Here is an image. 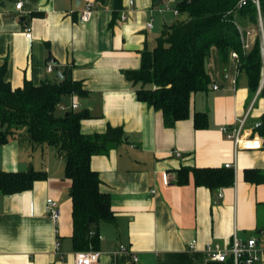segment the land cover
<instances>
[{
  "label": "crops",
  "instance_id": "1",
  "mask_svg": "<svg viewBox=\"0 0 264 264\" xmlns=\"http://www.w3.org/2000/svg\"><path fill=\"white\" fill-rule=\"evenodd\" d=\"M132 1L129 5V0H122L124 19L120 13L113 17L109 0H22L20 9L14 6L16 0L4 1L0 6L4 78L12 88L23 86L25 80L38 85L61 80L55 68L66 69L64 77L80 81L86 92L60 103L69 109L75 98L78 106L73 110L88 112L80 121L81 132L101 133L108 125L123 129L118 145L90 159L113 211V219L101 218L97 224V264H231L209 259L206 245L224 248L234 235L242 240L256 236L264 245V232L258 227L264 216V183H251L243 176L245 168L264 169V138L254 131L264 111L263 85L249 93L247 77L238 70L232 51L221 60L211 47L206 61L208 90L191 95L187 119L165 127L161 111L136 98L139 84L127 80L123 72L137 69L141 50L152 49L162 30L176 21L166 14L167 6L174 11L175 0ZM88 4L91 17L80 21ZM150 20L152 27H147ZM27 27L30 38L25 36ZM48 62L51 71L46 70ZM195 111L207 113L206 127L194 126ZM242 117L246 131L262 138L260 149L235 151L233 141L220 130L235 126ZM173 150L181 155L170 153ZM28 162L46 177L27 190L0 191V264H73L71 181L64 177V157L55 146L34 144L18 130L0 145V169L30 170ZM226 163L234 167L232 185H195L191 173L187 183L175 182L182 166ZM48 197L60 206L56 222L45 211Z\"/></svg>",
  "mask_w": 264,
  "mask_h": 264
},
{
  "label": "trees",
  "instance_id": "2",
  "mask_svg": "<svg viewBox=\"0 0 264 264\" xmlns=\"http://www.w3.org/2000/svg\"><path fill=\"white\" fill-rule=\"evenodd\" d=\"M103 3L105 0H96ZM113 17L122 9V0H109ZM174 9L183 18L165 27L152 49L144 47L137 69L125 70L124 76L134 85L139 101L160 110L165 127L190 116L191 95L206 92L210 76L206 61L211 47L221 60L229 51L237 54V68L245 73L249 93L257 91L262 79L263 57L260 27L264 30V0H175ZM256 29L252 46L244 49L247 32ZM5 65L0 66V145L24 130L34 144L55 146L64 157V177L70 179L72 203V247L74 251L97 250L98 221L113 219L108 192L101 191L98 172L90 165L95 154H105L118 145L124 131L108 125L101 133L85 134L80 121L89 116L86 110L71 108L58 111V104L72 94L84 95L80 81L64 77L55 82L38 85L25 80L23 86L12 88L5 80ZM264 90V84L262 89ZM261 123L254 127L264 138V111ZM196 128L207 126V113L195 111ZM192 174L195 185L218 188L232 185L233 168L186 167L176 171L175 182L185 184ZM244 179L264 183V169L245 168ZM46 177L45 171H5L0 169V191L12 194L30 189L37 180ZM92 225L87 226L89 217ZM264 232V216L259 220Z\"/></svg>",
  "mask_w": 264,
  "mask_h": 264
},
{
  "label": "built area",
  "instance_id": "3",
  "mask_svg": "<svg viewBox=\"0 0 264 264\" xmlns=\"http://www.w3.org/2000/svg\"><path fill=\"white\" fill-rule=\"evenodd\" d=\"M133 1L129 0L128 4L132 5ZM15 8L20 9L22 6V0H16ZM177 14V10L173 11ZM92 14V5L88 4L79 14L80 21H87ZM126 17V10L124 7L120 10V18ZM147 27H152V20L147 22ZM249 34V33H247ZM25 36L31 37V30L29 27L26 28ZM243 48L246 49V44H243ZM232 56L237 58V54L232 52ZM53 69L52 63L48 62L46 70L51 71ZM216 88V86H214ZM78 103L75 98L72 99L70 108L75 109ZM58 108L62 111L66 108L62 104H58ZM236 125L221 126L220 130L226 135L227 138L231 139L234 144L235 151L238 149H260L262 147V138L257 134H252L246 131L244 127L245 117L237 118ZM175 156H180V151L173 150L170 152ZM228 168H234L231 164L226 163L224 165ZM164 182H167V176L164 174ZM45 211L53 221H57L60 218V206L57 200L48 197L45 202ZM194 240L189 244V247L194 246ZM55 247H58V242L55 243ZM121 250H124V246H120ZM205 253L209 259L218 260L224 262L230 260L231 264H257L264 262V245L261 244L256 236L248 237L247 239H239L236 235L233 236L231 243L222 248L217 244H207L205 247ZM100 252L98 250H85L75 251L73 256V264H97Z\"/></svg>",
  "mask_w": 264,
  "mask_h": 264
},
{
  "label": "rangeland",
  "instance_id": "4",
  "mask_svg": "<svg viewBox=\"0 0 264 264\" xmlns=\"http://www.w3.org/2000/svg\"><path fill=\"white\" fill-rule=\"evenodd\" d=\"M173 10H172V6H167V8H166V14L169 16V17H171V19H173V20H179V19H181V18H183V16H181V15H179V14H177V15H174L173 13ZM175 21V22H176ZM260 30H261V38H262V44H261V46H262V49H261V51H262V57H263V69H262V72L264 73V30H263V28L262 27H260ZM247 33H249V34H247V36H246V39H245V42H244V44H246V49H249L251 46H252V43H253V41H254V37H255V35H256V29H253V31L251 32H247ZM250 38L249 40L251 41V43L249 44L248 42H246V40H247V38ZM38 154V153H37ZM38 155H40V153L38 154ZM29 164H32V162H28V165ZM28 167V166H27ZM261 242H264V241H262V239H261Z\"/></svg>",
  "mask_w": 264,
  "mask_h": 264
},
{
  "label": "water",
  "instance_id": "5",
  "mask_svg": "<svg viewBox=\"0 0 264 264\" xmlns=\"http://www.w3.org/2000/svg\"><path fill=\"white\" fill-rule=\"evenodd\" d=\"M4 1H6V0H0V6H3V4H4ZM160 2V0H155V4H158ZM55 70H56V73H57V75H58V78L59 79H62L63 77H64V74H65V72H66V69H63L62 71H60L58 68H55ZM264 84V73L262 72V79H261V81H260V87L262 86ZM260 124V122H257L256 124H255V126H257V125H259ZM29 169H31V164H29V167H28ZM93 222H94V219H93V217H89L88 218V221L86 222V225L87 226H90V225H92L93 224ZM259 232H261V230H259Z\"/></svg>",
  "mask_w": 264,
  "mask_h": 264
}]
</instances>
